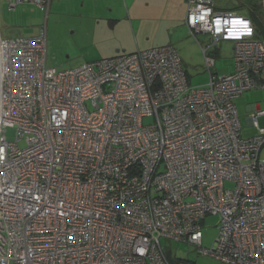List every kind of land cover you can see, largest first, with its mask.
Returning <instances> with one entry per match:
<instances>
[{
	"label": "built area",
	"instance_id": "2783aa9c",
	"mask_svg": "<svg viewBox=\"0 0 264 264\" xmlns=\"http://www.w3.org/2000/svg\"><path fill=\"white\" fill-rule=\"evenodd\" d=\"M186 26L212 39L205 85H190L172 45L59 69L46 26L29 38L0 31V264H186L173 241L264 264V109L251 110L257 133L245 138L235 103L264 90V40L215 0H187ZM228 41L234 71L217 74L210 50ZM208 215L220 217L211 248Z\"/></svg>",
	"mask_w": 264,
	"mask_h": 264
},
{
	"label": "rangeland",
	"instance_id": "374dc122",
	"mask_svg": "<svg viewBox=\"0 0 264 264\" xmlns=\"http://www.w3.org/2000/svg\"><path fill=\"white\" fill-rule=\"evenodd\" d=\"M219 8L231 9L246 0H215ZM46 12L38 5L31 2L18 4L14 10L9 8L6 0H0V31L4 38L16 37H35L40 31V27L45 24ZM47 55L50 66L59 69L75 68L84 63L96 61L99 58L93 57L90 50H93L92 43L87 39L85 32L76 24L78 19L66 12L65 17H58L53 12L47 18ZM87 21H83L85 27ZM166 34H162L161 40L165 39ZM264 40V34L258 35ZM181 39H175L172 45L178 50L185 69L189 73V82L192 86L205 85L209 81V73L206 70L205 58L202 46L208 47L212 39L206 34L189 36L184 30L181 31ZM171 44V43H170ZM216 59V66L213 71L217 74H227L234 71V55L232 42H222L220 45L210 50ZM95 55V54H94ZM242 124V136L251 137L257 133V129L250 125L249 117L251 110L249 105L260 104L264 109V90L249 89L235 100ZM259 123L264 126V117L259 118ZM7 137L10 142L16 141V130L8 129ZM18 146H27L26 138H22ZM232 183H227V187H233ZM220 217L216 215L206 216L202 223L203 239L202 244L205 248H211L218 236V225ZM163 244L167 242L162 241ZM173 257L176 260H183L186 264H223L209 256L198 254L197 247L170 242Z\"/></svg>",
	"mask_w": 264,
	"mask_h": 264
},
{
	"label": "crops",
	"instance_id": "0c3cea01",
	"mask_svg": "<svg viewBox=\"0 0 264 264\" xmlns=\"http://www.w3.org/2000/svg\"><path fill=\"white\" fill-rule=\"evenodd\" d=\"M215 6L233 11L219 8L216 1ZM52 12L58 17H65L66 12L76 17V24L92 43L91 55L99 59L172 45L173 40L181 39L182 30L191 36L186 26L187 0H50L49 13L38 35L42 27L47 28ZM162 34H166L163 40ZM185 71L190 78L187 68ZM257 107L261 105H249L248 109L254 111Z\"/></svg>",
	"mask_w": 264,
	"mask_h": 264
},
{
	"label": "trees",
	"instance_id": "16d2710c",
	"mask_svg": "<svg viewBox=\"0 0 264 264\" xmlns=\"http://www.w3.org/2000/svg\"><path fill=\"white\" fill-rule=\"evenodd\" d=\"M246 1L238 3L231 10L245 14L256 25L258 35L264 34V2L262 0Z\"/></svg>",
	"mask_w": 264,
	"mask_h": 264
},
{
	"label": "water",
	"instance_id": "95a60500",
	"mask_svg": "<svg viewBox=\"0 0 264 264\" xmlns=\"http://www.w3.org/2000/svg\"><path fill=\"white\" fill-rule=\"evenodd\" d=\"M167 254H168V258L170 259V261H171V262H173V260H172V258H171V252H170V251H168V253H167Z\"/></svg>",
	"mask_w": 264,
	"mask_h": 264
},
{
	"label": "flooded vegetation",
	"instance_id": "af4514ba",
	"mask_svg": "<svg viewBox=\"0 0 264 264\" xmlns=\"http://www.w3.org/2000/svg\"><path fill=\"white\" fill-rule=\"evenodd\" d=\"M264 2V0H262Z\"/></svg>",
	"mask_w": 264,
	"mask_h": 264
}]
</instances>
